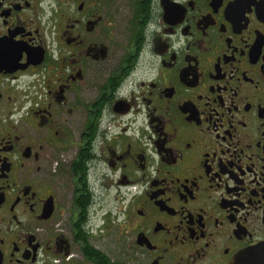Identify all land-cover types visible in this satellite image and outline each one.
I'll list each match as a JSON object with an SVG mask.
<instances>
[{"label": "flooded vegetation", "instance_id": "flooded-vegetation-1", "mask_svg": "<svg viewBox=\"0 0 264 264\" xmlns=\"http://www.w3.org/2000/svg\"><path fill=\"white\" fill-rule=\"evenodd\" d=\"M93 209L129 264H264V0H0V264H119Z\"/></svg>", "mask_w": 264, "mask_h": 264}, {"label": "rangeland", "instance_id": "rangeland-1", "mask_svg": "<svg viewBox=\"0 0 264 264\" xmlns=\"http://www.w3.org/2000/svg\"><path fill=\"white\" fill-rule=\"evenodd\" d=\"M109 193L110 195L103 191V195L101 197V200L103 201L102 205L104 206V210L110 209L115 212L117 210L115 194L113 192ZM108 220L109 224H105L104 228L98 234H95L97 236L94 235L91 238L90 243L99 248L100 251L107 254L112 261H117L119 264H129L122 251L123 245L118 238L120 222H112L113 220H116L114 215H111Z\"/></svg>", "mask_w": 264, "mask_h": 264}, {"label": "trees", "instance_id": "trees-1", "mask_svg": "<svg viewBox=\"0 0 264 264\" xmlns=\"http://www.w3.org/2000/svg\"><path fill=\"white\" fill-rule=\"evenodd\" d=\"M87 250L92 251L94 253H98V257H96V261L99 263H102V261L106 259L105 257H103V253L100 250L95 249L93 246L89 244L87 245Z\"/></svg>", "mask_w": 264, "mask_h": 264}, {"label": "water", "instance_id": "water-1", "mask_svg": "<svg viewBox=\"0 0 264 264\" xmlns=\"http://www.w3.org/2000/svg\"><path fill=\"white\" fill-rule=\"evenodd\" d=\"M257 256V255H256Z\"/></svg>", "mask_w": 264, "mask_h": 264}]
</instances>
